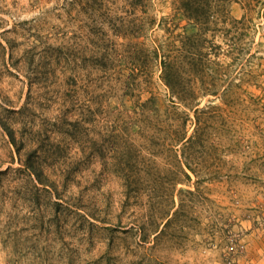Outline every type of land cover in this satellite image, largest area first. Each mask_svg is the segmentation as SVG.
I'll list each match as a JSON object with an SVG mask.
<instances>
[{"label": "rangeland", "instance_id": "rangeland-1", "mask_svg": "<svg viewBox=\"0 0 264 264\" xmlns=\"http://www.w3.org/2000/svg\"><path fill=\"white\" fill-rule=\"evenodd\" d=\"M136 1L0 0V264H264V0L231 3L238 23L206 44L217 83L196 125L151 57L172 0ZM150 97L197 130L190 183L132 125Z\"/></svg>", "mask_w": 264, "mask_h": 264}, {"label": "trees", "instance_id": "trees-1", "mask_svg": "<svg viewBox=\"0 0 264 264\" xmlns=\"http://www.w3.org/2000/svg\"><path fill=\"white\" fill-rule=\"evenodd\" d=\"M136 2H138L135 3L136 6L140 7L143 6L144 0H137ZM233 2H239V0H172V13L169 16L162 17L160 20V25L166 28L167 39L160 44L154 43L151 57L153 62H159L160 79L169 90L173 102H179L186 106L189 111L194 112L195 125L199 121L198 106L201 100L214 92L217 83L212 74L211 53L206 44L215 37L216 27L220 24L225 25L229 21L238 23L236 19L230 16L229 6ZM141 13L148 16L147 11H141ZM139 17L138 21L141 19H144L143 21L146 20L144 16L139 15ZM149 18L151 24L156 22L155 17ZM136 55L137 66L139 67L140 56L137 49ZM135 76L140 77L141 74L138 72ZM156 101L155 97H150V99L138 105L132 117L136 121L132 125L137 129V135L141 133L140 136H143L148 143L151 142V152H153L151 155L158 157L164 152H169L177 159L175 169L170 170V173L176 176L173 183L175 188L178 184L190 183L193 180V176H199L198 171L191 165L192 163L187 157V152L192 150L195 143L197 130L193 135L188 136L190 128L188 125L189 120L186 118L178 119V121L174 118L162 120L164 115H160L161 112L156 106ZM143 118H147L144 121L147 126L146 129H143V125H140ZM139 120L140 122H138ZM4 127L9 135L11 144L20 154L21 147L17 143L15 130L5 125ZM179 150L184 154L185 161L183 159L178 160L177 153ZM152 159L148 160L147 164H149V167L154 164ZM133 162L128 160L126 164H132ZM24 165L28 172L41 180L40 171L31 155L27 156ZM136 165H139L138 161ZM156 177L157 174H153V178L156 179ZM126 180L130 181L127 183L130 184L128 187H134L138 194L141 193V179H139L137 174L134 173V176H129ZM156 183L154 185H158ZM169 187L168 193H171V205H173L175 203V195L172 190L169 191ZM156 189L157 187L154 186L149 191L150 193L152 192L149 200L150 208H152V202L155 200L153 191H156ZM170 214L171 210H168L159 218L168 219ZM147 223H143L142 227L145 238L148 236L147 231L154 225L152 223L147 226ZM159 230L160 225H157L153 232L156 233Z\"/></svg>", "mask_w": 264, "mask_h": 264}]
</instances>
